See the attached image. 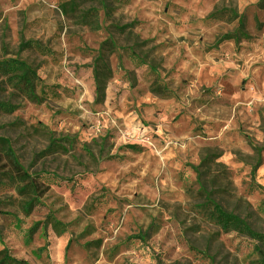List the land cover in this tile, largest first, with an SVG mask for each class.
Listing matches in <instances>:
<instances>
[{
    "label": "rangeland",
    "instance_id": "rangeland-1",
    "mask_svg": "<svg viewBox=\"0 0 264 264\" xmlns=\"http://www.w3.org/2000/svg\"><path fill=\"white\" fill-rule=\"evenodd\" d=\"M66 1L0 0V59L39 77L38 102L0 91L16 106L0 141L41 183L27 209L1 175L0 250L28 264H264L263 244L211 219L217 203L264 234L260 0H77L64 15ZM88 8L97 29L79 19ZM229 10L249 41H219L240 19L208 17ZM29 39L50 53L20 51Z\"/></svg>",
    "mask_w": 264,
    "mask_h": 264
},
{
    "label": "trees",
    "instance_id": "trees-1",
    "mask_svg": "<svg viewBox=\"0 0 264 264\" xmlns=\"http://www.w3.org/2000/svg\"><path fill=\"white\" fill-rule=\"evenodd\" d=\"M77 0H68L60 5L62 14H76L78 10ZM98 2L104 3V0H97ZM119 1V0H117ZM258 6L264 9V0H260ZM103 8L108 11V7L103 4ZM94 8H88L81 10L79 19L88 24L91 28L97 29L98 24L94 20ZM227 14L228 21L234 19H240L239 27L233 32L224 34L220 38V42L225 40L233 39L235 43L241 42V40L249 41L251 36L245 32L244 18L242 15H238L237 12L229 10L228 12L220 11L214 12L209 15V19H217L218 16ZM78 17V16H77ZM222 18V17H221ZM257 25H260L257 23ZM18 49L23 50H34L40 54H49L50 49L38 40H22L19 43ZM39 77L36 70L24 60L18 58H6L0 59V91L3 92L6 88H13L20 92L24 97L29 100L38 102L39 97L36 92ZM16 106L11 104L9 101L0 100V113H11L15 110ZM0 148V177L1 175H7L12 181L18 182L17 190L20 194L25 195L29 198L26 203L27 209H29L33 202H35L40 196L41 183L38 181L39 175L29 174L26 169L20 164L17 157L15 156L11 147L7 145L6 140H1ZM126 148L136 150L135 145H126ZM260 154L258 155L255 163V168L260 164ZM42 191V190H41ZM9 215L7 213L0 214V216ZM211 219L213 222L223 231H234L243 236L249 237L253 240L259 241L264 245V234L254 231L251 226L238 215L225 211L219 204L212 203ZM0 264H28L24 260H18L13 258L7 249L3 248L0 250Z\"/></svg>",
    "mask_w": 264,
    "mask_h": 264
}]
</instances>
